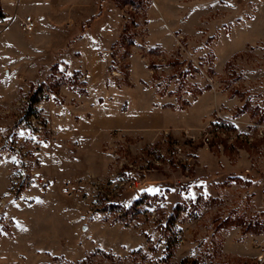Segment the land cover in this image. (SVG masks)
<instances>
[{"label": "rangeland", "instance_id": "rangeland-1", "mask_svg": "<svg viewBox=\"0 0 264 264\" xmlns=\"http://www.w3.org/2000/svg\"><path fill=\"white\" fill-rule=\"evenodd\" d=\"M45 1L63 18L29 33L20 17L36 10L8 17L15 49L59 36L62 54L42 59L16 107L23 141L0 138L15 157L11 191H28L31 209L27 222L21 208L0 217V264H264V0H145L120 9V28L110 13L108 35L128 25L129 41L101 53L107 89L90 90L73 68L85 34L102 40L96 19ZM111 86L133 105L111 100ZM85 116L97 120L82 144Z\"/></svg>", "mask_w": 264, "mask_h": 264}, {"label": "crops", "instance_id": "crops-1", "mask_svg": "<svg viewBox=\"0 0 264 264\" xmlns=\"http://www.w3.org/2000/svg\"><path fill=\"white\" fill-rule=\"evenodd\" d=\"M67 1V0H66ZM70 5L68 8L70 11L66 19L75 18L78 15V11H84L86 15L85 19H91L94 17L96 19V26L99 31H101L102 40L98 42L92 40L91 33L85 34L83 39H81V44L78 45L77 58L74 63V71H83L86 73L89 90L92 89L94 82L98 85L106 86V76L109 73V54H105L103 57L101 53L103 51H109L111 47L119 40L120 34L118 29H111L112 36L108 35L110 31L109 25L110 20L107 19L112 13L115 16L112 22L115 24L119 23V18L121 16V10L117 7L115 0H69ZM20 5H27L32 9L36 10L37 16H32L30 11L25 12L20 19V28H23V21L26 16L30 15L35 21L36 28H43L45 26L51 25L53 21L57 19H62L60 6L57 1L47 2L45 0H6L2 3L5 18L0 19V136L7 135L9 131L15 130L19 135V141L22 142L27 133V128L21 124L18 126V122L14 121L13 115L16 111V107L26 99V96L30 90V80L37 79L34 78L33 74H36L41 69V65L44 63L42 59L46 58L47 55H53V57H61L60 49V39L54 37L51 42H53V48L46 49L44 41L40 40L33 41L30 45H27L26 49L17 50L11 46L10 41L12 40V34L7 33L9 22L8 17L10 13L14 16H20ZM106 25L107 28H102ZM120 26V23L118 27ZM4 27V28H3ZM120 28V27H119ZM4 29V30H3ZM3 30V31H2ZM98 30H96L98 32ZM94 31V30H93ZM110 33V32H109ZM92 42V44H91ZM154 44V43H151ZM58 48H55V47ZM79 54V55H78ZM61 59V58H60ZM60 61V60H59ZM56 62V60H55ZM141 62V63H140ZM139 64H143V61L139 59V56L134 54L131 58V76L137 72L140 67ZM138 80L148 81L150 79V70L147 68ZM110 99L116 101L118 104H128V106L133 105V101L125 91L126 88L118 89L116 86L110 87ZM88 99V97H83L82 100ZM109 99V100H110ZM100 104V102H97ZM130 111V110H129ZM85 112V111H84ZM131 113V112H130ZM130 116L138 117L140 114H129ZM97 118L90 120L88 116L78 119L76 121L79 131L76 136L79 137L82 144L86 143L89 138L86 133L81 132L84 127H92L91 130H95V123ZM104 128H107L104 126ZM81 142L78 143L79 146ZM88 144V143H87ZM14 164L15 157L13 154L5 153L0 150V217L7 216L9 219L15 217V209L21 208L22 213L17 215L21 221L27 222L26 213H30V208L25 203L26 199L30 198V193L27 191L22 193L21 198L17 199L11 191L13 184L14 175ZM23 211H26L24 214ZM26 220V221H25ZM30 229V228H28ZM27 229V233H28ZM30 232V231H29Z\"/></svg>", "mask_w": 264, "mask_h": 264}, {"label": "trees", "instance_id": "trees-1", "mask_svg": "<svg viewBox=\"0 0 264 264\" xmlns=\"http://www.w3.org/2000/svg\"><path fill=\"white\" fill-rule=\"evenodd\" d=\"M115 3L117 5V7L121 10L124 9L125 6L129 5L131 7H137L140 8L141 6H143V8H146V6H148V3L145 0H115ZM5 18V14L2 10V8L0 7V19H4ZM128 30H129V26L125 25L123 32L120 35V42L124 43L125 41H129L128 38ZM131 45H133V43H130ZM118 45V43L115 44V46ZM114 46V47H115ZM38 93H34L32 96H30L28 102H27V109H29L30 107H32L33 105L38 104L41 101L40 96V91H37ZM28 113V110H27Z\"/></svg>", "mask_w": 264, "mask_h": 264}, {"label": "built area", "instance_id": "built-area-1", "mask_svg": "<svg viewBox=\"0 0 264 264\" xmlns=\"http://www.w3.org/2000/svg\"><path fill=\"white\" fill-rule=\"evenodd\" d=\"M23 27L25 29V31L31 33L35 30L36 28V24H35V21L33 20L32 17H26L25 21H24V24H23ZM1 138V136H0ZM79 144H75V146H78ZM177 150L179 152H181V148H177ZM27 183H31L32 182V179H27L26 180Z\"/></svg>", "mask_w": 264, "mask_h": 264}]
</instances>
